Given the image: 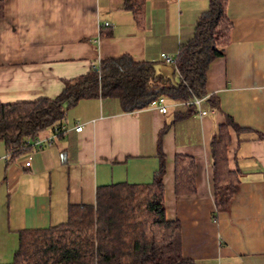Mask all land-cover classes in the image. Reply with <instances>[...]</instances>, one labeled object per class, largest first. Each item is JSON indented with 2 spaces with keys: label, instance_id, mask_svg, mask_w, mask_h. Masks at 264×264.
<instances>
[{
  "label": "crops",
  "instance_id": "0c3cea01",
  "mask_svg": "<svg viewBox=\"0 0 264 264\" xmlns=\"http://www.w3.org/2000/svg\"><path fill=\"white\" fill-rule=\"evenodd\" d=\"M226 1L230 42L208 65L203 98L184 103L165 97L164 114L154 105L124 112L112 98L79 100L67 110L60 135L11 163L0 140V264L11 263L20 231L65 222L69 205L94 203L97 187L150 183L159 155L165 218L179 223L182 257L189 264H264V0ZM3 5L0 104L6 105L54 99L64 81L104 59L126 55L134 62L166 64L160 55L178 54L208 0H146L140 27L123 0ZM159 75L178 81L174 71ZM226 119L239 128L230 129L227 158L240 184L227 211L216 213L211 141ZM52 132L38 138L50 139ZM176 155L194 160V194H174Z\"/></svg>",
  "mask_w": 264,
  "mask_h": 264
},
{
  "label": "trees",
  "instance_id": "16d2710c",
  "mask_svg": "<svg viewBox=\"0 0 264 264\" xmlns=\"http://www.w3.org/2000/svg\"><path fill=\"white\" fill-rule=\"evenodd\" d=\"M145 2L123 0V9L139 27L144 23ZM226 11V0H208L191 39L180 45L170 65L178 74L176 83L157 75L153 63L134 62L124 55L101 60L97 71L64 81L54 99L0 104V140L5 143L8 162L30 150L27 140L48 129L59 130L67 110L82 99H116L122 111L132 112L154 105L159 97L184 103L203 98L208 65L224 55L230 42L233 24ZM3 13L0 0V18ZM210 101L216 108L215 100ZM230 129L239 131L226 119L211 141L216 213L227 211L240 184L239 172L228 166ZM164 173L159 155V167L150 183L99 186L93 204L69 205L65 222L20 231L9 264H189L181 255L179 223L165 218ZM173 191L175 196L196 192L191 157H174Z\"/></svg>",
  "mask_w": 264,
  "mask_h": 264
},
{
  "label": "built area",
  "instance_id": "2783aa9c",
  "mask_svg": "<svg viewBox=\"0 0 264 264\" xmlns=\"http://www.w3.org/2000/svg\"><path fill=\"white\" fill-rule=\"evenodd\" d=\"M104 26L109 27L110 25L108 23H105ZM176 56L173 57V56L167 55L165 53H162L160 55V60L166 64L173 65L175 63ZM93 70L97 71L98 67H95ZM195 104H199V101H195ZM154 106L157 108V111L159 113H161V114L166 113L167 106H166L165 97H159L157 99L156 103L154 104ZM201 115H205V112H201ZM61 130H62L61 128L58 130V128L56 127L53 129L52 136L50 139L41 140L38 137H36V138L27 140L26 145L30 146L31 150L41 149L45 145L51 143L54 138H56L59 134H61ZM81 130H82L81 126H78L75 128L76 132H81ZM5 158H7V159L9 158L8 154L6 155ZM30 163H31V158L29 157L28 160L24 163V166L26 168H28L30 166Z\"/></svg>",
  "mask_w": 264,
  "mask_h": 264
},
{
  "label": "rangeland",
  "instance_id": "374dc122",
  "mask_svg": "<svg viewBox=\"0 0 264 264\" xmlns=\"http://www.w3.org/2000/svg\"><path fill=\"white\" fill-rule=\"evenodd\" d=\"M155 70L157 72V75H159V73H164V74H171L172 67L170 65L167 64H163V63H158L155 65Z\"/></svg>",
  "mask_w": 264,
  "mask_h": 264
}]
</instances>
